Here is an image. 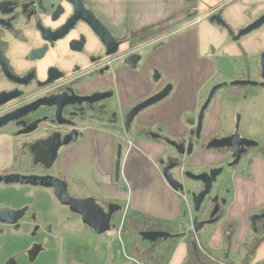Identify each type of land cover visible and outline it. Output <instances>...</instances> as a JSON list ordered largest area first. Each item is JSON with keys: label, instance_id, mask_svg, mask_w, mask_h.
Returning <instances> with one entry per match:
<instances>
[{"label": "crops", "instance_id": "obj_1", "mask_svg": "<svg viewBox=\"0 0 264 264\" xmlns=\"http://www.w3.org/2000/svg\"><path fill=\"white\" fill-rule=\"evenodd\" d=\"M82 2L110 36L116 40H127L114 57L112 79L107 80V76L101 74L96 84L90 83L84 87L86 91L98 84L102 88L112 87V100L116 102L118 119L114 125L109 122L90 125L84 139L71 145L56 160V170L68 181L76 183L78 188L74 189H82L100 202L120 206L112 218L121 211L125 212L124 216L131 212L148 215L171 224L176 236L182 230L191 229L196 214L192 211L190 199L168 186L162 174L163 165L168 160H180L183 171L195 174L224 167L222 176L214 185V190L217 189L214 193L225 201L220 220L205 225L199 231L198 243L220 263H239L244 255L243 244L254 235L250 219L264 212V156L253 150L239 162L241 165L227 170L226 165L232 161L229 152H217L202 146L212 139L230 136L234 132L232 118L235 113L224 104L231 103V100L239 104L246 101L244 104L247 107L251 100L255 103L253 97L248 99L249 94L255 93L247 90L248 86L242 89L244 100L229 99L219 88L234 81L260 83L261 70L255 63L260 61L264 52V25L234 40L226 29L210 18L213 14H219L224 24L237 33L264 14V0ZM26 30L28 35L36 36L34 21ZM137 34L139 36L133 37ZM90 42L85 52L101 55L103 46ZM9 47L8 61L21 67L27 64L24 61L27 53L38 48L34 43L21 46L18 42ZM59 48V53H51L43 62L45 67L55 64L68 72L75 59L81 64H88L86 56H79L62 44ZM211 48L213 53L210 52ZM126 50L128 54L125 55ZM129 58H132L133 65L126 63ZM237 59L239 68H247L248 77H241L243 71L238 72ZM166 85L172 86L169 95L138 113L126 131L123 127L125 114ZM250 87L259 89L260 96H264V87ZM211 91H214L211 101L214 100L203 112L201 132L196 138L199 141L195 144L191 137L195 136L198 113ZM262 103L264 106V101ZM254 118L258 119L256 113ZM254 124L246 121L240 137L261 141L264 138V122L259 124L263 126L261 130ZM139 129L147 130L148 135H141ZM150 134L158 138H151ZM165 139L185 144L190 140L194 144L193 151L188 156L180 157L175 149L164 142ZM118 150L120 169L116 180L114 169ZM161 160L163 165L160 164ZM174 176L178 177L176 172ZM228 224L234 225L235 232L227 249L224 226ZM260 244L250 264L263 260L264 241ZM173 247L165 264H184L187 253L185 236L177 237ZM236 255L240 256L235 263L232 257Z\"/></svg>", "mask_w": 264, "mask_h": 264}, {"label": "flooded vegetation", "instance_id": "obj_2", "mask_svg": "<svg viewBox=\"0 0 264 264\" xmlns=\"http://www.w3.org/2000/svg\"><path fill=\"white\" fill-rule=\"evenodd\" d=\"M46 1L49 3H45ZM46 1L0 0V3H10L3 10H12L7 15L0 11V53L3 61L6 63L10 76L21 79L30 78L27 84L20 85L5 76L0 69L2 85L0 93H10L13 90L21 93L18 97L0 105V118L26 107L17 113L21 115L33 108V106L28 108V105H32L41 98L47 99L45 102L49 104H55V106L40 105L34 111L0 126V177L13 175L30 177L28 183L25 180L21 183L0 182V264H81L77 258V250L73 251L67 247L68 242L78 241V236L74 230L66 228L64 211L66 210L72 218H76L82 226H86L76 213H72L68 206L62 205L56 199L52 187H47L46 184H54L60 180L66 184V192L71 198L93 197L81 191L82 189L79 191L74 189L78 188L76 183L68 181L56 170V160L63 152L68 151L71 145L84 139L90 125L105 122L114 125L118 119L115 112L111 114V117H105L108 115L106 106L114 95L112 87L102 88L98 84L87 91L84 87L90 83L96 84L103 70L107 80L112 79L111 72L116 60L114 57L119 47L127 40L115 39L119 46L112 56H104L105 51L101 55L86 53L89 40L92 45H103L83 23H77L61 40L49 45L42 39L36 23L39 21L41 26L49 31L63 25L64 16L53 21L52 11L44 14L39 12L34 19L37 34L35 37L28 35L26 27L30 22L27 21V15L35 8L25 6L23 9L21 6L31 2L44 5L63 3L59 0ZM22 9L25 11L24 14ZM14 42H18L21 46L34 43L38 48L47 45V50L38 60H30L28 52L24 59L27 64L21 67L18 63L14 65L7 59L9 46ZM60 44L79 56H86L88 64L87 62L81 64L75 59L68 72L55 64L45 67L43 62L51 53H59ZM127 51L125 55L128 54ZM235 85L244 87L241 84ZM99 93H107L110 98L95 104L89 103L86 99L92 95L94 99H97ZM237 99L244 100V93L242 92L241 97ZM74 138L76 142L72 141ZM263 140L264 138L256 142V146L247 148L243 157L247 156L250 149L256 151L264 142ZM67 142L69 144L63 146ZM169 162L182 164L176 159L168 160L167 164ZM188 187L195 191L202 189L199 184L197 189L190 185ZM78 193H82L83 196ZM17 194L23 195L26 203L18 205L15 197ZM210 197L214 196L210 195ZM94 200L104 210L108 206L103 201L100 202L96 198ZM28 202H33L36 207L39 204L41 208L39 206L35 208ZM16 211H23V213L17 214ZM18 215L21 216L19 219H17Z\"/></svg>", "mask_w": 264, "mask_h": 264}, {"label": "water", "instance_id": "obj_3", "mask_svg": "<svg viewBox=\"0 0 264 264\" xmlns=\"http://www.w3.org/2000/svg\"><path fill=\"white\" fill-rule=\"evenodd\" d=\"M63 3H51L50 5H44L42 3H35L31 2L29 4H23L21 8L24 9L25 6L28 7H34L35 9L30 12L27 15V21L32 22L35 21V17H37L39 12L41 14L51 12V18L53 21L59 20L61 17L64 16V23L59 28L49 31L41 26V23L37 21L36 27L38 31L42 34V39L49 45L53 44V42L61 40L67 33L72 29L77 23H83L88 29L92 31L95 37L99 40L100 44L103 45L104 48V56H112V54H115L117 52L119 43L108 33V31L102 26V24L95 18L88 10L84 8V5L81 0H59ZM9 2H2L0 3V11L2 14H6L12 12V10L7 9L3 10L4 7H7L9 5ZM22 9V14L25 13V11ZM210 20L215 22L217 25L226 26L221 19L219 14H213V16L210 18ZM1 24V21H0ZM264 25V14L259 16L256 20L249 23L247 26L243 27V29L239 30L237 33L230 32L231 38L234 40H239L243 36L250 34L258 28L262 27ZM47 50V45L40 47L38 49H33L29 52L28 58L30 60H38L40 59L44 52ZM210 52L213 53V49H210ZM129 63L130 65H133L132 58H129L126 60V63ZM260 68H261V81L260 83L255 82H248V81H234L235 84H241L243 86L245 85H252V86H262L264 87V52H262L260 57ZM0 69L2 73L7 76L9 79L11 78L13 81L20 85H24L28 83V78L21 79L16 78L13 76H10V74L7 71L6 63L3 61L2 55L0 53ZM105 71V70H103ZM103 71L100 73L104 74ZM172 90V86L166 85L163 89L158 91L156 94L146 98L143 100V102L135 105L132 107L126 114L123 122V127L126 131L129 130L130 124L136 117L138 113L143 111V109L148 108L150 106H153L166 98L169 93ZM214 91H211L209 96L207 97V100L202 105L199 115L197 118L196 123V132L195 137L198 138L199 134L201 132V126H202V120L204 117V110L207 108L208 104L211 101V97L213 95ZM21 95V93L18 90L10 91V93L1 92L0 93V105L4 104L5 102L10 101L11 99H14ZM94 95L87 97L86 99L89 100V103L95 104L99 103L101 101L107 100L110 98V95H107V93H99V97L97 99L93 98ZM45 98H41L40 100L32 103L33 106L32 109L25 111L24 113L17 114L18 112H21V110H24L25 108L15 111L11 113L10 115L4 116L0 118V126L7 124L11 121H14L18 117L24 116L28 112H32L40 105L44 106H55V104H49L48 102H45ZM35 105V107H34ZM59 112V109L57 110V113ZM237 125L235 126V130L230 136L212 139L207 144V149H214L217 150L218 148H226L229 150L230 157L232 158V161L226 165L225 168L227 170L232 169L235 165L239 164V162L242 159V155L246 154V150L249 147L256 146L257 143L245 139L239 136L237 132ZM151 138L157 139L158 136L155 134H150ZM73 142H76V139L74 138L72 140ZM164 142L168 144L170 147L175 149L178 156H188L193 151L192 142L188 140L187 144L184 142H176V141H169L168 139H165ZM69 143H64L63 146L68 145ZM54 161V160H53ZM115 169H114V176L115 179H118V172L120 169V151L118 150L116 154L115 159ZM160 164L163 165V160L160 161ZM182 164L172 163L169 162L166 165H163L162 168V174L164 179L166 180L168 186L175 192H182L185 194V196H188L191 198L192 203V211L195 216L192 219L191 222V230L195 233H199L205 225H212L215 224L220 220V217L216 216V214L219 211V203L225 204L224 199H221L218 201V196L215 195L214 197H210L214 190V185L217 182V179L222 176L224 167L218 166V168H210L207 170H204V172H200L199 174H195L188 171H183ZM174 172L178 175V177L174 176ZM23 180L28 183L30 180V177H21L19 175H13V176H7V177H0V182L4 181L5 183H13L15 182H22ZM199 184L200 188H202L200 191L192 190L191 188L187 191L185 186H192L196 188V185ZM47 187H52L53 192L55 194L56 199L64 206H68L69 210L73 213H76L80 220L83 222V224L90 228L94 234L102 235L104 232L109 231L110 229H114L115 226L112 225V216L117 213L120 210V206H116L114 204H107L108 206L104 210L100 206H98L94 200L93 197H87V199L82 198H71L69 194L66 192V184L63 181L57 180L54 184H46ZM197 189V188H196ZM215 192L217 191L214 190ZM210 201L214 204L213 209L211 210L209 214V218L204 220H199L200 217H198L200 210L202 209V206L205 204V201ZM23 213V211H16L15 213ZM21 216L18 215L17 219H19ZM264 218V214H258L253 215L250 219L251 226L254 230L255 221ZM141 241L144 243H150L154 244L157 241H160L162 239H168L173 237L174 235L167 233V232H153V231H147V232H140L138 233Z\"/></svg>", "mask_w": 264, "mask_h": 264}, {"label": "trees", "instance_id": "obj_4", "mask_svg": "<svg viewBox=\"0 0 264 264\" xmlns=\"http://www.w3.org/2000/svg\"><path fill=\"white\" fill-rule=\"evenodd\" d=\"M194 1V0H190ZM222 28L226 29L228 33L231 32L229 26H222ZM139 34L134 35L133 37H137ZM123 40V39H122ZM224 95L229 99H237L242 95V86L230 84L228 86H222L220 88ZM141 135H148V131L145 129H139ZM192 141L197 144L198 139L192 136ZM202 148L207 149V143L203 144ZM214 150V149H208ZM214 151H222L229 152L226 148H218ZM260 156H264V142L256 149ZM242 155L241 157H243ZM218 194V193H217ZM221 200V197L218 196V201ZM219 211L216 216L221 217V211L224 204L219 203ZM214 204L210 201H205V204L202 206V209L199 212L198 217H202V220L208 219L211 210L213 209ZM260 214H264L261 212ZM122 225L117 228L121 233L132 236V233L136 235L138 240L140 241V236L138 233L140 232H167L174 235L176 232L173 231L171 224L165 222L164 220H159L153 218L151 216H144L136 212H131L129 215L124 216ZM116 227L114 229H117ZM186 229V228H185ZM226 243L225 246L228 249L230 247V239L234 234V225L228 224L224 226ZM198 234L193 232L191 229L182 230L180 235L173 236L168 239H162L157 241L153 245L150 243H146V246H139L135 241H132L129 245L130 255L136 261L141 264H165L166 260L170 256L171 252L174 249V242L176 238L179 236H185V245L187 247V253L184 259V264H220L219 260H217L207 249L203 248L198 243ZM264 241V218L255 221L254 226V235L250 238V240L246 241L243 245L244 255L239 263L236 264H250L251 257L254 255L256 249L261 245L260 243ZM141 242V241H140ZM224 264H234L233 262H227ZM257 264H264V258L262 261Z\"/></svg>", "mask_w": 264, "mask_h": 264}, {"label": "rangeland", "instance_id": "obj_5", "mask_svg": "<svg viewBox=\"0 0 264 264\" xmlns=\"http://www.w3.org/2000/svg\"><path fill=\"white\" fill-rule=\"evenodd\" d=\"M255 64L260 66V61L259 62L257 61ZM237 66L238 67L236 68L239 69L238 72H240V70L243 71L240 73L241 77L243 78L248 77V74L246 73L247 68H245V66L244 68L243 67L239 68L238 59H237ZM245 86H248L247 90H249L250 92H255L253 95L249 94L248 96V99L254 98L255 103H253L251 100L250 101L251 104L248 107L245 106L244 104L246 103V101L243 102L242 104H239V102L231 100L230 102L232 104L231 103L224 104V106L228 107L230 111L235 113V117L232 118V123H233V128H235V126L237 125V128H238L237 132L239 136L242 135L241 133V131L243 130L242 126L243 124H245L246 121L250 123L251 125L255 123L254 125H256V127L259 126L260 130L263 129V126L261 125L264 122V119H261L260 121V117L261 118L262 116L264 117V106L262 103L264 101L263 100L264 96L263 97L260 96L261 92L258 91L259 89H253L252 87H250L252 85H245ZM213 100L210 101L209 107L211 106ZM225 101L228 102L229 100L225 99ZM106 107H107L106 110H108L107 111L108 115H106L105 117L107 118H109V116L111 117V114L114 112L117 115L118 109L116 106V102H114V100H112V102L109 101V104ZM255 113L257 114L258 119L254 118ZM250 150H251L250 152L252 153L253 149H250ZM245 158L246 157H244L243 160ZM185 188L187 189V191L190 189V187L188 186H185ZM78 194L83 196L82 193H78ZM213 194H214V190L211 195ZM15 197H16L18 205L26 203V199L23 195L17 194L15 195ZM188 198L190 199L189 203L192 206L191 198L190 197ZM28 203L31 204L35 208L40 207L39 204H37V207H36V205L33 202H28ZM124 215H125V212L121 211L119 212V214L114 216L111 219L112 225L115 226L116 228L117 227L120 228L124 220L123 219L124 217L122 218V216ZM63 217H64V220L66 221V228L74 230L78 236V241L74 240L73 242H68L67 247H70L71 250L73 251L75 249L77 250V258L79 260V263L81 264H136L134 261V258H132L130 255V249H129L130 243H132V241H135L139 246L140 245L146 246V243L142 242L141 239H140L141 241L140 242L135 234L132 233V236L129 237L128 235L121 233L120 230H118L119 228L110 229L109 231L104 232L102 235H97V234H94V232H92V230H90L89 228L82 226L76 218H72L66 212V210L64 211ZM200 219L202 220V217H200ZM239 256L240 255H236L232 257L234 262L236 260H239L237 259ZM220 264H224V263L221 262Z\"/></svg>", "mask_w": 264, "mask_h": 264}, {"label": "built area", "instance_id": "obj_6", "mask_svg": "<svg viewBox=\"0 0 264 264\" xmlns=\"http://www.w3.org/2000/svg\"><path fill=\"white\" fill-rule=\"evenodd\" d=\"M197 20H198V19H197ZM134 261H135L136 264H141V263H139L138 261H136L135 259H134Z\"/></svg>", "mask_w": 264, "mask_h": 264}]
</instances>
